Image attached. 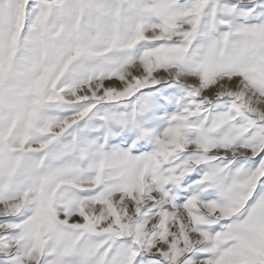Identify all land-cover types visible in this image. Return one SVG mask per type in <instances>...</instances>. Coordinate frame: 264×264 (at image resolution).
Segmentation results:
<instances>
[{
    "label": "snow or ice",
    "instance_id": "1",
    "mask_svg": "<svg viewBox=\"0 0 264 264\" xmlns=\"http://www.w3.org/2000/svg\"><path fill=\"white\" fill-rule=\"evenodd\" d=\"M0 264H264V0H0Z\"/></svg>",
    "mask_w": 264,
    "mask_h": 264
}]
</instances>
